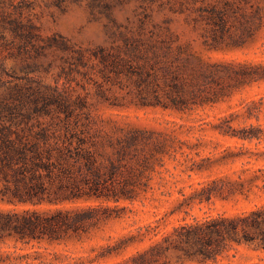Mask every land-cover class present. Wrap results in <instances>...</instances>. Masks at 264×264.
I'll list each match as a JSON object with an SVG mask.
<instances>
[{
    "label": "rangeland",
    "instance_id": "1",
    "mask_svg": "<svg viewBox=\"0 0 264 264\" xmlns=\"http://www.w3.org/2000/svg\"><path fill=\"white\" fill-rule=\"evenodd\" d=\"M34 17L45 40L27 53L3 55L0 100L15 96V85L34 89L22 98L31 111L34 100L55 110L60 97L81 99L85 108L77 111H89L102 132L139 128L150 137L148 147H165L148 172L145 195L120 203L122 218L60 243L6 240L0 264H56L57 256L88 260L157 219L170 232L185 221L235 215L264 203V0H66L59 6L40 0ZM119 58L126 62L118 65L123 73L104 70ZM137 67L178 69L194 97L182 110L141 105L131 76ZM11 75L28 79L16 82ZM213 182L243 194L201 201V190ZM135 252L133 247L95 264H114ZM251 263L264 264V252L235 245L216 261L184 264Z\"/></svg>",
    "mask_w": 264,
    "mask_h": 264
},
{
    "label": "trees",
    "instance_id": "2",
    "mask_svg": "<svg viewBox=\"0 0 264 264\" xmlns=\"http://www.w3.org/2000/svg\"><path fill=\"white\" fill-rule=\"evenodd\" d=\"M49 1L59 6L66 0ZM39 5L40 0H0V67L5 66L4 54L27 53L45 40L34 17ZM115 60V67L104 70L119 75L126 70L119 63L126 62ZM131 76L143 106L182 110L194 97L174 67H137ZM11 77L16 82L28 79ZM15 89V96L0 100V204L13 206L0 208V243H60L70 236L81 237L102 223L122 218L118 211L125 207L120 206L121 202L134 203L145 195L150 188L148 172L153 170L156 154L162 153L159 150L165 143L148 147L150 137L139 128L117 134L102 132L99 121L89 111H77L85 108L81 99L73 102L69 97H60L55 101V110L49 103L39 107L34 100L31 111L22 98L24 90L30 93L34 89L18 85ZM254 136L240 135L244 139ZM242 192L235 187L219 188L213 182L201 190L200 200L228 199ZM43 205L56 208H38ZM163 226V219H157L139 226L136 233H129L94 258L67 256L62 260L57 256L56 264H95L122 256L133 247L135 253L114 264L205 263L216 261L235 245L264 252V203L235 215L185 221L170 232L163 231ZM145 242L148 244L140 247Z\"/></svg>",
    "mask_w": 264,
    "mask_h": 264
}]
</instances>
